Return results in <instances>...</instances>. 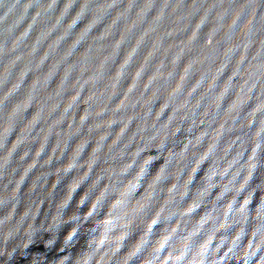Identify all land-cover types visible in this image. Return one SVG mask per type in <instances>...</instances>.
Masks as SVG:
<instances>
[{
    "label": "water",
    "instance_id": "1",
    "mask_svg": "<svg viewBox=\"0 0 264 264\" xmlns=\"http://www.w3.org/2000/svg\"><path fill=\"white\" fill-rule=\"evenodd\" d=\"M0 264H264V0H0Z\"/></svg>",
    "mask_w": 264,
    "mask_h": 264
}]
</instances>
